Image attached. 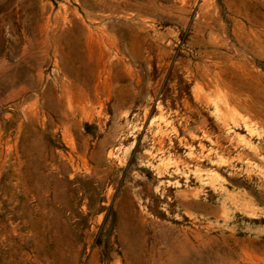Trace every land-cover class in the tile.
Segmentation results:
<instances>
[{"label": "rangeland", "instance_id": "374dc122", "mask_svg": "<svg viewBox=\"0 0 264 264\" xmlns=\"http://www.w3.org/2000/svg\"><path fill=\"white\" fill-rule=\"evenodd\" d=\"M93 1L0 0V264H264V0Z\"/></svg>", "mask_w": 264, "mask_h": 264}, {"label": "bare ground", "instance_id": "6f19581e", "mask_svg": "<svg viewBox=\"0 0 264 264\" xmlns=\"http://www.w3.org/2000/svg\"><path fill=\"white\" fill-rule=\"evenodd\" d=\"M94 7L96 6H99V4L93 0H90V2ZM77 15V14H76ZM56 16V15H55ZM64 16V15H63ZM43 17V16H42ZM47 19H48V16H47ZM46 19V20H47ZM53 19V18H52ZM55 20V19H54ZM68 22H74L73 20L69 19L68 17H62L60 18L59 20L56 21V27H54V30H52L51 32V35L53 36V38H55V42L57 44L56 47H58L60 44H61V40L59 39V37L57 36L56 32L58 30V28H61V24H67ZM79 22V21H78ZM81 22V21H80ZM50 19L46 22L45 26L42 28V34H47L49 33V28L51 27L50 25ZM53 23V22H52ZM76 23V22H75ZM85 23V22H84ZM83 24V23H82ZM52 29V28H51ZM79 29V34L82 38H85L86 41H93L94 38H93V32H92V29L86 25L83 24V27L81 28H78ZM48 35V34H47ZM57 36V37H56ZM67 34L64 33V37H63V40L64 39H67ZM113 40V39H112ZM111 40V41H112ZM77 41L76 38H74L73 36H70V38L68 39V41L66 42L68 46H70L69 44H72L73 42ZM103 78V73L102 71H98L96 73H93V77H92V80L89 76V78H87L86 76H84V83L83 85L88 87V89L91 91V95L93 96V98L96 100V101H100V95H101V91H100V84H101V79ZM65 82V81H64ZM63 85V84H61ZM65 91V90H63ZM106 91V90H104ZM78 92V91H77ZM63 93V92H62ZM66 93V91H65ZM104 93V92H103ZM81 98H84L85 99H89L88 96L89 94L85 93V92H80L79 93ZM65 96V95H64ZM58 97V96H57ZM61 97V96H60ZM71 98V97H70ZM67 99H68V96H67ZM86 101V100H85ZM84 101V102H85ZM89 101V100H88ZM67 102V101H66ZM62 104V103H61ZM60 104V105H61ZM78 104V103H77ZM67 105V104H66ZM87 111V110H86ZM83 112V111H82ZM66 113V111H65ZM75 116V115H73ZM62 119V118H61ZM85 140V139H84ZM72 158V157H71ZM68 159V158H67ZM71 161V160H70ZM71 166V165H70ZM67 167V166H66ZM64 169V167H63Z\"/></svg>", "mask_w": 264, "mask_h": 264}]
</instances>
